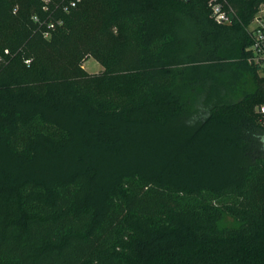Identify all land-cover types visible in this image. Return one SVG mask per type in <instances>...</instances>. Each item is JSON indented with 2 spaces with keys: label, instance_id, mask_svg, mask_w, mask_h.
<instances>
[{
  "label": "trees",
  "instance_id": "16d2710c",
  "mask_svg": "<svg viewBox=\"0 0 264 264\" xmlns=\"http://www.w3.org/2000/svg\"><path fill=\"white\" fill-rule=\"evenodd\" d=\"M227 2L0 0V264H264V0Z\"/></svg>",
  "mask_w": 264,
  "mask_h": 264
},
{
  "label": "built area",
  "instance_id": "2783aa9c",
  "mask_svg": "<svg viewBox=\"0 0 264 264\" xmlns=\"http://www.w3.org/2000/svg\"><path fill=\"white\" fill-rule=\"evenodd\" d=\"M49 0H43V8L47 9ZM79 0H69L67 9L74 6ZM208 6L211 11V16L218 22L227 23L230 20L231 7L227 0H207ZM264 6H261L259 11L255 14L247 29L252 37V43L248 47L249 56L248 61L256 65L259 70L264 72ZM35 19L36 16L34 17ZM264 111V106L260 108Z\"/></svg>",
  "mask_w": 264,
  "mask_h": 264
},
{
  "label": "rangeland",
  "instance_id": "374dc122",
  "mask_svg": "<svg viewBox=\"0 0 264 264\" xmlns=\"http://www.w3.org/2000/svg\"><path fill=\"white\" fill-rule=\"evenodd\" d=\"M15 6L17 7L20 0H14ZM264 13V12H262ZM72 60H78L76 65L80 66L82 72L88 75L95 76L97 78V85L103 90L112 89L113 76L115 71L107 67L96 55L94 54H83L78 57H73ZM114 90V89H113Z\"/></svg>",
  "mask_w": 264,
  "mask_h": 264
}]
</instances>
